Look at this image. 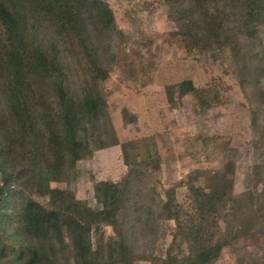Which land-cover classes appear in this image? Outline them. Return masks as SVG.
<instances>
[{"label":"rangeland","instance_id":"374dc122","mask_svg":"<svg viewBox=\"0 0 264 264\" xmlns=\"http://www.w3.org/2000/svg\"><path fill=\"white\" fill-rule=\"evenodd\" d=\"M103 1L114 26L106 31L92 23L89 34L106 78L93 79L75 43L62 41L61 53L66 91L79 97L85 87L104 104L97 126L88 124L87 132L79 134L89 142L91 159L67 164L47 184L20 181L21 198L45 204L48 190H57L100 210L95 184L118 182L126 174L123 150L133 171L132 191L116 226L91 233L93 249H105L101 264H185L188 243L176 237V207L170 211L166 205L193 213L190 186L213 192L219 200L211 218L226 245L209 264H264V28L261 44H245L242 56L190 53L171 35L175 26L164 0ZM37 22L39 17L30 18L32 25ZM37 24L54 35L47 24ZM183 81L209 89L217 102L206 107L193 93L181 95L177 86ZM10 168L9 160L0 159V188H6ZM10 218L0 214V232L6 236L16 235ZM21 237L24 248L43 243ZM67 241L60 244L53 237L45 242L41 261L65 262L71 256ZM0 264L23 263L17 253L0 247Z\"/></svg>","mask_w":264,"mask_h":264},{"label":"trees","instance_id":"16d2710c","mask_svg":"<svg viewBox=\"0 0 264 264\" xmlns=\"http://www.w3.org/2000/svg\"><path fill=\"white\" fill-rule=\"evenodd\" d=\"M164 3L168 19L175 26L172 37L179 38L190 53L229 51L239 57L245 44H261L264 0ZM35 17H39L37 23L47 24L45 27L54 35L43 32L40 24L32 25L30 18ZM92 23L106 31L114 26L113 15L103 0H0V86L8 112L6 117H0V159L11 162L7 186L0 188V214L11 217L16 234L6 236L0 232V247L17 253L23 264H55L40 259L45 242L53 237L60 244L69 242L71 256L61 264H101L105 249H93L91 233L105 225L116 226V217L132 191L133 171L122 150L126 174L118 182L95 184L100 210L93 211L57 190H48L50 196L45 204L21 198L20 181L40 180L47 184L56 181L67 164L75 166L80 160L91 159L89 142L79 134L87 132L88 124L97 126L104 104L98 93L88 92L85 87L79 97L66 91L61 53L63 43H75L88 59L93 79L106 78L91 43ZM177 89L181 95L193 93L206 107L217 102L209 89H196L190 81L179 83ZM49 90L52 94L48 95ZM188 195L193 213L182 205H166L170 211L176 207L172 216L176 237L184 236L188 243V254L181 262L209 264L226 245L218 237L219 229L211 218L218 213L219 200L213 192L193 186L188 188ZM22 235L43 243L40 247L24 248ZM108 249H112L111 243Z\"/></svg>","mask_w":264,"mask_h":264}]
</instances>
